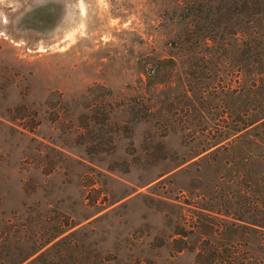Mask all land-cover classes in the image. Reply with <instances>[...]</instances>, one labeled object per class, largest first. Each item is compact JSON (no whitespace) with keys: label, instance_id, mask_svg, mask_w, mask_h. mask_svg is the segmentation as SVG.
Here are the masks:
<instances>
[{"label":"rangeland","instance_id":"1","mask_svg":"<svg viewBox=\"0 0 264 264\" xmlns=\"http://www.w3.org/2000/svg\"><path fill=\"white\" fill-rule=\"evenodd\" d=\"M220 2L0 0V264H61L67 243L90 262L194 264L208 242L264 264V175L242 174L223 95L192 109L203 80L184 93L185 64L145 73L177 58L179 14Z\"/></svg>","mask_w":264,"mask_h":264},{"label":"trees","instance_id":"2","mask_svg":"<svg viewBox=\"0 0 264 264\" xmlns=\"http://www.w3.org/2000/svg\"><path fill=\"white\" fill-rule=\"evenodd\" d=\"M220 1L215 12L213 9L210 11L211 14H223L217 18L203 17L202 14H190L192 16L179 14L178 24L187 23L189 28L180 27L175 35L174 47L177 50L175 54L177 58L174 56L154 58L149 64L150 69L145 73L148 80L164 77L166 69H174L177 63L185 64L186 73L192 79L190 88L185 89L184 93L192 92L194 83L203 80L200 88L195 86L196 91H193L195 104L191 106L192 109L205 107L211 94L223 95L224 107L228 113L225 117L226 124L221 129L223 136L229 139L233 134L239 133L237 140L232 144L231 152L237 154L243 162L242 174L252 181L257 179L259 174L264 175V0ZM194 8L197 13L202 12L201 7ZM219 28L222 31L220 35L216 34V29ZM208 32L212 33L215 39L219 38L216 50L220 52L215 58L216 66H219L216 73L209 72L208 68V62L215 57L214 53L212 56L207 54L213 37L210 38ZM231 64H234V69L231 68ZM203 67L208 69L204 70ZM212 76L217 77V82H207L206 79ZM234 93H238V97L243 101L241 110L235 118L231 106ZM250 94L256 101L252 109L248 102ZM254 130L256 133L252 134ZM257 185L260 187L262 184ZM63 237L68 238L69 235ZM220 247L221 245H217L216 242H208L205 248L208 253L199 252L194 264H244L237 254H233L235 251H231L233 245L227 244L226 255L220 253ZM73 252H76L75 256ZM61 253L64 256L61 264H142L138 258L121 263L116 257L99 253H96L90 262L89 258L78 256L80 255L77 254L78 250L75 251L71 243L64 245Z\"/></svg>","mask_w":264,"mask_h":264}]
</instances>
